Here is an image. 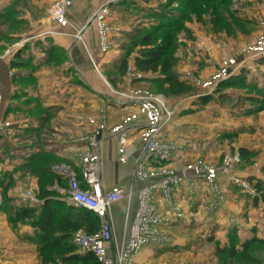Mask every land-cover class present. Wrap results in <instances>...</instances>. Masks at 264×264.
Masks as SVG:
<instances>
[{
	"label": "crops",
	"instance_id": "obj_1",
	"mask_svg": "<svg viewBox=\"0 0 264 264\" xmlns=\"http://www.w3.org/2000/svg\"><path fill=\"white\" fill-rule=\"evenodd\" d=\"M27 1L0 0V17L11 19L10 25L17 28L24 27L6 35L9 42L21 41L15 52H4V55L0 52V110L5 104L9 105L0 115L5 112L6 117H10L18 111L38 112L34 117L9 124L3 123L0 118V124L3 123L0 125V153H7L9 159L25 163V167H19L0 156V264H38L39 246L32 242L37 230L32 226V220L15 221L16 214L13 213L18 211V205L32 208L36 210L34 217L37 219L42 205L38 199L39 184L46 183L45 188L58 196L59 190L67 189V180L53 168L65 165L80 177L78 158L86 151L85 143L91 138L99 143L102 190H123L131 191L133 196L135 194L128 212L125 204L114 205L109 211L114 238V246L109 251L111 255L124 242L126 219H130L137 209V192L161 185L165 180L164 172L177 171L196 163L214 168L216 165L205 162L199 155L187 161L186 158L193 154L177 144L176 131L171 123L167 125L162 140V145L172 147L169 160L156 163L142 155L140 127L146 118L137 105L125 100L126 95L135 91L132 82L138 80L130 82L118 73L117 66L126 43L132 40L135 32L140 31L138 23L142 18L139 15L153 20L152 14L157 11L155 3L147 0H77L64 21L52 23L46 17V10L57 0H40L31 8L41 17L40 22L28 24L27 18L22 16L26 14ZM103 7H106V16L98 23L93 18ZM125 11L136 13V16H129ZM135 20L138 21L134 23ZM100 26L107 29L105 40L110 49L106 53L100 51ZM6 46L0 42V48ZM27 102H35L36 105H24ZM118 127L120 131L115 132ZM12 132L26 136L17 142L10 135ZM180 136L183 138V135ZM121 138L124 139L123 145ZM140 163L145 165L147 174L143 181L134 175ZM32 167H35L36 175L30 176L29 180V174L23 170ZM19 173L21 179H16ZM46 174L55 178L51 184L45 181ZM234 174L217 175L220 197L190 176L181 179L179 185H170L167 191L156 189L152 194V204L164 220L165 237L190 217L200 223L205 219L211 222V232L214 230L217 234L222 230L219 217L223 213L228 215V227L233 225L231 223H234L236 215L237 230L244 237L251 236L252 230L248 226L242 227L241 218L237 215L239 206L248 198L247 193L230 179L236 177L249 181L252 178L262 179V175ZM23 175H26L25 178ZM59 181L66 187L59 185ZM8 184L11 187L6 189ZM25 187L27 189L21 193ZM26 191L33 193L38 205L22 204ZM175 211L180 217L176 218ZM171 243L166 237L163 246L142 249L134 264H152L155 256L171 250Z\"/></svg>",
	"mask_w": 264,
	"mask_h": 264
},
{
	"label": "rangeland",
	"instance_id": "obj_2",
	"mask_svg": "<svg viewBox=\"0 0 264 264\" xmlns=\"http://www.w3.org/2000/svg\"><path fill=\"white\" fill-rule=\"evenodd\" d=\"M39 1H27L26 14L22 16L27 18L28 24L40 22L41 17L31 10ZM147 1L155 3L157 10L164 8L163 11L167 9L166 11L174 12L176 17L171 20L170 27H159L152 31L149 28L156 26V21L139 15L142 20L138 24L147 27L140 26V31L133 34V41L126 43L123 55L132 45L135 48H130L127 73L123 77L131 82V75H140L141 79L132 82L134 92H145L164 100L172 112L168 125L171 123L176 131L177 144L186 147L188 152L193 154L186 158L187 161H192L199 155L205 162L215 163V169H218L226 155H237L240 162L232 168V174L234 172L244 176L262 175V179L252 178L249 181L233 178L248 187L244 190L248 198L239 206L240 212L237 215L241 218L242 227H250L251 236L244 237L241 231L237 230L236 215L234 223H231L233 225L228 227L227 213L221 214L219 220L223 226L217 234L214 230L211 232V222L205 219L200 223L190 217L187 222L174 226L176 228L171 231L172 234L166 235L172 242L171 250L155 256L151 263L264 264V202L256 187L257 184L264 187V59L249 60L247 53V50L264 37V0ZM125 13L136 16L133 12ZM180 16L182 18L177 19ZM10 20L0 17V42L8 45L0 48L1 55H4V52H15L21 43L6 40V35L14 34L19 27L24 28L10 25ZM93 20L95 21V18ZM136 21L138 20L134 23ZM147 34L151 37V47L161 46L165 49L164 57L170 61L166 74H141L135 69L136 57L145 49L141 46L142 37ZM240 64V68L236 69L235 65ZM223 67H228L225 71H236L232 72L233 75L228 78L226 84L223 80L217 82L215 78L222 72ZM167 76L182 83L187 88L186 92L166 95L170 85L163 80ZM11 79L13 81V78ZM249 79L251 81L247 83ZM16 96L18 98V95ZM24 105L36 104L27 102ZM8 107L9 105L5 104L3 108L6 111ZM37 113L18 111L6 117L4 112L0 118L3 123L9 124L34 117ZM10 135H13L17 142L26 136H20L19 132H12ZM180 135H183V138ZM0 156L6 162L25 167V163L19 159H9L7 153H0ZM23 171L29 174V180L30 176L36 175L35 167ZM25 176L23 175V178ZM16 179H21L20 173ZM9 187L11 184H8L6 189ZM25 189L27 187L21 193ZM57 197L65 200L60 195ZM34 205H38V202ZM16 209L20 210L21 207L18 205ZM37 254L38 264H63L57 255L41 254L40 249Z\"/></svg>",
	"mask_w": 264,
	"mask_h": 264
},
{
	"label": "built area",
	"instance_id": "obj_3",
	"mask_svg": "<svg viewBox=\"0 0 264 264\" xmlns=\"http://www.w3.org/2000/svg\"><path fill=\"white\" fill-rule=\"evenodd\" d=\"M77 0H57L46 10V17L52 23H58L65 20L68 10ZM106 16V7H103L95 14V21L100 23ZM107 29L104 26L99 27L100 51L106 53L110 45L106 42ZM252 50V51H251ZM249 60L264 59V37L247 50ZM234 63V62H233ZM240 65H235L239 69ZM228 67H223L222 72L216 75L217 82L228 80L236 72L225 71ZM131 80H138L140 75H131ZM126 102L137 105L145 115L146 122L140 130L142 131V155L145 159H152L156 163H164L172 155V147L162 145L165 136L166 127L172 116L167 104L161 97L152 96L145 92H132L126 95ZM118 127L115 132H119ZM120 143L124 144L121 138ZM86 151L82 152L78 158L80 177L71 171L67 166L60 165L53 168L59 172L68 182L67 189L59 190L60 196L65 198V202L73 207L87 211L94 215L98 221V229L95 233H85L78 230L73 234L72 242L81 253H92L100 264H134L136 258L142 249L146 247H161L166 244L164 232V220L152 204L153 192L156 189L167 191L170 185H179L181 179L188 176L201 181L207 185L215 196L220 197L217 189V175L228 176L240 161L237 155L231 157L226 155L218 169L203 164L196 163L188 165L184 169L177 171L164 172L165 180L161 185H154L145 188L136 193L137 209L130 219H126L124 228V242L114 249V253L109 255V251L114 246L113 228L110 220L109 211L112 206L125 204L126 211H129V205L132 201L133 193L131 191L112 190L104 192L100 182V162H99V143L91 138L86 141ZM134 175L143 181L147 174L145 165L138 164ZM231 182L246 190L245 183L230 179ZM37 203L36 197L31 191H26L22 196V204L33 205ZM176 218L180 217L178 211H175ZM111 253V252H110Z\"/></svg>",
	"mask_w": 264,
	"mask_h": 264
},
{
	"label": "trees",
	"instance_id": "obj_4",
	"mask_svg": "<svg viewBox=\"0 0 264 264\" xmlns=\"http://www.w3.org/2000/svg\"><path fill=\"white\" fill-rule=\"evenodd\" d=\"M193 2L194 0H182ZM164 10V8H163ZM157 10L152 14L156 21V26H151L149 29L156 31L159 27H170L176 14L170 11ZM178 17L177 19H181ZM133 41V40H132ZM142 45L144 51L137 55L135 60V69L141 74H150L161 72L166 74L169 68V59L164 57L165 49L161 46H150L151 37L145 35L142 37ZM147 45V46H144ZM138 46V45H137ZM136 46V47H137ZM135 48L134 45L130 47ZM126 49L125 55L122 56L118 62L117 71L124 76L127 73V61L131 53V49ZM165 83H169V90L166 95H177L185 93L187 88L179 81H173L170 76L164 78ZM234 81V80H233ZM231 81V82H233ZM227 81L223 82L226 84ZM231 84L232 83H227ZM33 163V160L32 162ZM30 163V164H31ZM48 175L45 181L51 184L53 175ZM59 185L66 187V185L59 181ZM46 183L39 184L38 199L42 201L40 207L39 217L36 219V210L32 208H21L15 214V221L32 220V226L37 230L32 242L39 246L41 254H48L50 256H59L63 264H100L97 262L92 253H81L79 249L73 244V234L82 230L85 233H95L98 229L99 221L91 213L77 209L67 202L58 199L57 194L45 188ZM257 191L261 194V200L264 202V187L257 184ZM80 213V215L78 214Z\"/></svg>",
	"mask_w": 264,
	"mask_h": 264
},
{
	"label": "bare ground",
	"instance_id": "obj_5",
	"mask_svg": "<svg viewBox=\"0 0 264 264\" xmlns=\"http://www.w3.org/2000/svg\"><path fill=\"white\" fill-rule=\"evenodd\" d=\"M241 56V55H240Z\"/></svg>",
	"mask_w": 264,
	"mask_h": 264
}]
</instances>
